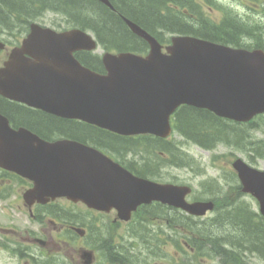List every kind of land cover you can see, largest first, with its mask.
I'll return each mask as SVG.
<instances>
[{
	"label": "water",
	"instance_id": "1",
	"mask_svg": "<svg viewBox=\"0 0 264 264\" xmlns=\"http://www.w3.org/2000/svg\"><path fill=\"white\" fill-rule=\"evenodd\" d=\"M108 5L107 0H100ZM149 44V53L105 54V74L73 57L94 43L79 30L56 33L35 25L22 47L0 68V94L28 106L79 119L120 135L169 133L168 118L180 105L245 122L264 112V53L173 37L163 53L157 41L125 20ZM28 54L32 60L23 58ZM0 167L27 178L28 204L58 197L89 208H115L126 220L140 204L160 201L201 215L211 203L184 202L188 187L133 177L97 150L70 140L46 142L27 130H11L0 116ZM242 191L255 197L264 217V171L241 159L232 163ZM86 264L91 255L86 253Z\"/></svg>",
	"mask_w": 264,
	"mask_h": 264
},
{
	"label": "rangeland",
	"instance_id": "2",
	"mask_svg": "<svg viewBox=\"0 0 264 264\" xmlns=\"http://www.w3.org/2000/svg\"><path fill=\"white\" fill-rule=\"evenodd\" d=\"M193 1L199 7V11L213 23H219L224 18L231 17L244 24L249 32L248 35L242 34L241 39H245L248 43L254 42L255 35L264 37V0ZM182 9H184L183 15L189 18L190 10L188 7H182ZM63 19L61 14L47 12L44 17L38 18L36 22L52 28H68ZM187 23L192 24L189 20ZM257 125L260 130L253 132V137L257 141H264V118H260ZM173 139L178 142L179 154L183 158V162L181 159V161H176L181 164L179 167L161 168L159 171L163 182L188 185L194 191L196 190L197 196L200 198L207 196L202 191L203 187L207 193L212 190L206 186L213 190L220 187L223 193L219 197L223 199L227 197L233 201V204L227 208L228 212L241 207H250L252 211L258 212L257 202L251 196L239 193L237 180L230 179L231 176L228 172L231 174L230 163L236 157L242 158L260 170H264L263 159L256 158L253 162L250 161L247 153L235 149L219 146L215 151L210 152L200 149L178 136ZM147 150L148 148L143 149L142 145L139 148V151H142V155L146 158L148 157ZM127 159L134 166L141 164L137 157ZM8 181H12L10 185ZM21 182L0 173V231L10 228L15 233V235L13 233V235L8 236H3L0 233V264H33V261L24 254L26 252L25 246L21 245L23 243L21 237L25 230H35L36 238L51 241L50 246L46 248L37 250L38 247H35V264H82L80 252L83 249L95 251V262H97L103 256L104 242L102 241L105 239L109 240L115 249L122 251L123 256L130 259L132 264H225L222 258L214 257L215 251L208 240L214 237L216 240L220 237L224 244L236 243L231 225L219 228V223H224L225 220L215 224L201 223L205 219H210L212 214H207L205 218H201L202 221H197V244L194 250L182 247V243L191 236L182 227L173 226L171 229H165L160 225L151 224L150 221L149 223L145 222L144 225L148 226L149 240L142 241L139 235H133L146 233L143 231V227H140L141 224L126 225L122 223L120 225L117 222L114 223L115 213L113 211L108 214H99L89 211L82 204H72L65 200H58L51 207V209L56 210L53 211L54 213H59L60 220L47 214L48 211L46 210L38 221H34L29 217L28 209L22 202L21 195L24 192V185ZM170 215L173 216L169 213ZM63 218L74 220V225H79L77 227H81L89 233L87 236L85 234L84 237H80L74 232L66 234V224L61 225L64 221ZM51 222L56 223V225H52ZM160 239L162 242L160 249H158ZM11 247L21 251L13 250ZM242 256V264H264V259L258 258L254 254L243 253ZM227 264L234 263L227 262Z\"/></svg>",
	"mask_w": 264,
	"mask_h": 264
},
{
	"label": "trees",
	"instance_id": "3",
	"mask_svg": "<svg viewBox=\"0 0 264 264\" xmlns=\"http://www.w3.org/2000/svg\"><path fill=\"white\" fill-rule=\"evenodd\" d=\"M32 1L21 0L13 10L22 13L31 6ZM165 1L150 0L144 3L143 0H111V4L121 16L132 21L134 19L140 27L151 30L150 33L153 34H155L156 28H160L173 34L193 36L215 43L248 49L240 38L242 34L248 35L249 31L237 19L227 17L220 23H213L199 11V8L197 9V5H191V0H179L181 6L191 8L189 9V18L183 15V12L170 14V12H165L166 10L162 11L165 9H163ZM37 5H39L38 9L43 5H49L50 10L62 13L74 26L92 31L105 49H116L119 52H143L141 46H144V43L131 34L121 18L115 16L112 11L102 5L89 0H35V7ZM188 20L192 24L187 23ZM261 40L262 36L255 35L256 48L264 50ZM138 43L141 46L137 45ZM78 59L92 70L102 71L99 58L90 56L89 53H80ZM19 118L20 123H27L33 129L32 131H35L44 139L59 137L74 139L93 145L111 155H117L118 153L122 155L120 151L132 147L136 148L137 146V144L124 137L77 121H68L40 113L32 116L23 114ZM174 128L184 138L201 149L213 151L217 146L222 145L227 149L247 153L250 161L254 162L256 158L264 160V141H257L253 137V132L260 130L257 123H234L218 118L206 110L181 106L174 115ZM157 145L155 146L157 149L167 150V147L163 144L158 143ZM171 154L174 160L179 158L177 151H173ZM227 218H231L228 221L233 227L232 233L235 235L236 243L224 244L220 237L216 240H214L215 237L208 240L215 251L216 255L214 257L222 258L225 264L227 262L239 263L242 252L252 253L264 258L263 219L257 213L251 210H243V208L235 209L233 215ZM220 224L219 228L229 225L227 221ZM168 225L171 228L173 226L182 227L184 231L191 235L187 239V243L191 248H195L197 244V224L190 217H170L168 218ZM147 227L143 225V231H146V233H135L133 235H139L142 241H148L149 231H147ZM102 242H104L103 246L106 249H104L105 254L111 262H125L123 258H120L121 256L116 254L117 252L109 240L105 239ZM125 260L130 261L129 259Z\"/></svg>",
	"mask_w": 264,
	"mask_h": 264
},
{
	"label": "flooded vegetation",
	"instance_id": "4",
	"mask_svg": "<svg viewBox=\"0 0 264 264\" xmlns=\"http://www.w3.org/2000/svg\"><path fill=\"white\" fill-rule=\"evenodd\" d=\"M19 1L21 0H0V67L3 66L4 62L9 58L12 51H14L16 48L21 46L22 44L21 42L25 38H27V36L30 33L32 24H35V21H36L35 13L37 12L39 5L35 7V0H33L31 6H29V8L22 13H18L17 11L13 10V8L18 6V4L20 3ZM89 1L102 5L107 8V6H105L104 4H102L101 2L97 0H89ZM109 1L111 2V0ZM143 1L145 3L146 1H150V0H143ZM107 9L112 11V13H114L115 16H117L118 18H121V15L118 13V11H115V9L113 10H111L110 8H107ZM40 10H50V7L49 5H43L42 7H40ZM45 15L46 14H44L43 17ZM63 20L68 25V28H70L71 25L69 24V22L66 21L65 18ZM133 21L136 23L134 19ZM150 31L151 30L147 29V32L150 33ZM165 34L167 33L164 32L163 29L156 28L155 35L154 34L153 35L158 40L165 42L166 41ZM133 36L136 37L135 35ZM22 113L26 116H29V115L32 116V115L39 114V113L44 115L45 112H40L33 108L24 106L22 104L8 101L7 99L0 96V114L5 116L10 121L11 125L14 128L16 129L26 128L35 134V131H32L33 129L29 127L27 123L19 122L18 119H20L19 117L23 115ZM47 115L51 116L49 114ZM141 166H143V168L145 167V169L149 170L150 173L154 174L153 177L156 178V179H153L154 181L161 183V180L158 179L157 176H160L159 170L163 167L162 164L160 163H147L146 164L145 162H143L142 165H140V167ZM152 205H158L157 209H152L151 211L153 212L150 211V213L152 214L151 216H153L151 219L154 220L152 224L156 226L158 225L162 226L163 223L167 224V221L165 219L166 217L165 212L167 210V206H163L157 203L147 205V206L150 207ZM117 223L119 222L117 221ZM122 223L124 222H120V225ZM1 232L3 233L4 236H8V235H13L14 230L13 229H3L1 230ZM24 234L25 236L21 238L23 243L25 244L24 250H26V252L24 254L28 256L30 260L33 261V264H35V244H36L35 243V231L33 230L24 231ZM50 244L51 243L47 242L44 247H47Z\"/></svg>",
	"mask_w": 264,
	"mask_h": 264
}]
</instances>
